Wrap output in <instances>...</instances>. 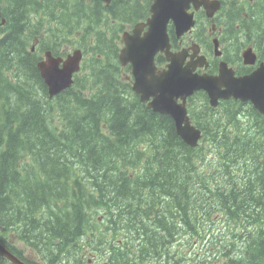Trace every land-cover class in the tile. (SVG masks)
Masks as SVG:
<instances>
[{"label":"trees","instance_id":"obj_1","mask_svg":"<svg viewBox=\"0 0 264 264\" xmlns=\"http://www.w3.org/2000/svg\"><path fill=\"white\" fill-rule=\"evenodd\" d=\"M150 5L0 0V244L27 264H81L89 250L108 264H168L178 239L181 264H264V119L250 103L211 108L197 92L187 102L202 133L193 149L142 103L118 56L121 34ZM262 18L232 41L258 61ZM60 44L84 59L73 86L49 99L37 64ZM86 222L103 245L86 237ZM19 238L47 254L22 255ZM0 264L10 263L0 255Z\"/></svg>","mask_w":264,"mask_h":264},{"label":"water","instance_id":"obj_2","mask_svg":"<svg viewBox=\"0 0 264 264\" xmlns=\"http://www.w3.org/2000/svg\"><path fill=\"white\" fill-rule=\"evenodd\" d=\"M111 1L102 0L106 5ZM151 2L150 17L146 22L136 24L131 33L122 34L124 46L119 53L120 64L131 67L132 90L140 101L147 103L154 112L169 116L174 123L176 135L191 148L197 147L201 139V131L191 123L186 108L187 99L195 92L203 91L213 108L222 100L249 102L264 119V62L244 76H235L225 62L219 64L217 75H199L195 69L208 65L204 57L198 58L203 61L183 66L186 53L183 50L171 51L168 23L171 22L176 36L180 37L194 25L192 16L186 13L191 2L196 8L204 6L209 17L218 9L216 3L208 6L203 0ZM213 43L215 55H221L217 41ZM193 52L197 54L196 49ZM158 54L163 55L167 62L162 70L155 64ZM82 57L79 49L73 50L65 59L54 57L50 52L44 54V60L38 63L37 68L51 98L72 86L73 76L80 70ZM242 58L245 65H254L257 60L252 48L246 49ZM0 255L10 264H25L2 244Z\"/></svg>","mask_w":264,"mask_h":264},{"label":"flooded vegetation","instance_id":"obj_3","mask_svg":"<svg viewBox=\"0 0 264 264\" xmlns=\"http://www.w3.org/2000/svg\"><path fill=\"white\" fill-rule=\"evenodd\" d=\"M206 5L215 2L218 6L212 16H208L203 7L195 9L194 3H190V7L186 10L194 20V27L191 32H188L180 37L175 34L174 27L169 23L167 33L171 44V50L178 52L183 50L186 53V59L183 66L187 63L193 64L196 61H203L198 59L204 57L207 67L195 69L198 74L217 75L220 61H226L229 67L235 72L244 70L243 68H250L246 73H241L242 76L250 73L256 67L251 65H244L241 53L246 48H243L240 52H233L232 41L235 39L247 38L251 33L257 30H252L258 26L254 25L255 22L263 21L264 16V0H203ZM197 2V0H196ZM264 28V23L259 25ZM217 40L219 50L221 52L220 58L213 56L214 50L212 42ZM248 47V46H247ZM252 47V46H251ZM197 50V54H194L193 50ZM55 57L63 58V46L53 54ZM225 58V60H224ZM43 60V55H40V61ZM165 63L163 64V66ZM165 67V66H164ZM129 79L128 77L126 78ZM147 106V103H145ZM173 253V250L170 251ZM168 260V257L166 258ZM97 256H95V262ZM94 262V263H95ZM109 258H107L103 264H108ZM93 263V264H94ZM162 263V262H161ZM154 264V263H148Z\"/></svg>","mask_w":264,"mask_h":264},{"label":"rangeland","instance_id":"obj_4","mask_svg":"<svg viewBox=\"0 0 264 264\" xmlns=\"http://www.w3.org/2000/svg\"><path fill=\"white\" fill-rule=\"evenodd\" d=\"M256 34H262L263 36V33H256ZM262 36H259V37H262ZM73 48H70V49H65L63 50L64 52L66 53H69ZM233 49V52L236 53L238 52V49ZM81 74V73H80ZM80 76V75H79ZM91 92H88L87 94H90ZM194 99V98H193ZM195 100V103L196 105H199L200 104V101L197 100V99H194ZM57 125V124H56ZM82 173H80L81 175ZM85 179L87 181H90L91 179L89 178L88 175L85 176ZM219 227V225L217 226ZM41 229H44V227H41ZM60 229L63 230V227H61ZM83 229L86 231L85 232V235L86 237L92 241L95 245H99L101 244L100 243V240L102 237H100L97 233H92L93 230L90 228V223L86 222L84 225H83ZM106 235V238L107 240H111V241H114L115 239V236H113L111 233L109 234H105ZM179 238V237H178ZM177 238V239H178ZM175 239V240H177ZM14 240V239H13ZM11 241V243L13 245H15V247L22 253V255L24 256H32L34 257L35 259H41L44 255H46L47 253L43 252L42 249H38L36 247H34V245H29L27 242H25L24 240H22L21 238L19 239H15L14 241ZM182 243H184L185 241L184 240H181ZM103 245V244H101ZM191 251V249H187L185 251V256ZM196 251H200V249H196ZM172 254V261H173V264H181V261H180V240L178 239L176 241V243L174 244V247H173V253L172 252H169V255H168V264H171L172 262L169 261L170 260V256ZM95 254H94V251L93 250H89L86 254H85V261L81 264H93L95 262ZM96 264H103V256H101L99 253H97V260H96Z\"/></svg>","mask_w":264,"mask_h":264},{"label":"bare ground","instance_id":"obj_5","mask_svg":"<svg viewBox=\"0 0 264 264\" xmlns=\"http://www.w3.org/2000/svg\"><path fill=\"white\" fill-rule=\"evenodd\" d=\"M220 104V103H219ZM244 104V103H243ZM247 105V104H246ZM187 146V145H186ZM190 148V147H189Z\"/></svg>","mask_w":264,"mask_h":264}]
</instances>
